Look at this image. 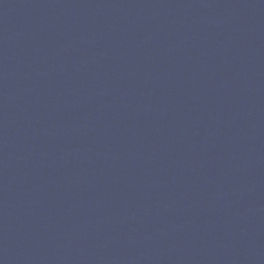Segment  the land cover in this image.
<instances>
[{
    "label": "water",
    "instance_id": "obj_1",
    "mask_svg": "<svg viewBox=\"0 0 264 264\" xmlns=\"http://www.w3.org/2000/svg\"><path fill=\"white\" fill-rule=\"evenodd\" d=\"M0 264H264V0H0Z\"/></svg>",
    "mask_w": 264,
    "mask_h": 264
}]
</instances>
